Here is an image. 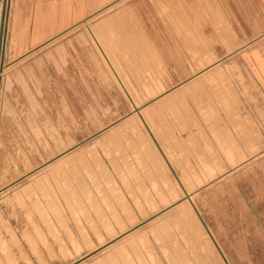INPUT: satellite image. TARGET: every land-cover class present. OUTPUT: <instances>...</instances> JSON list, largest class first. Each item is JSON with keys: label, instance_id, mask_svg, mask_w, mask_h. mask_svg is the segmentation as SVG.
<instances>
[{"label": "rangeland", "instance_id": "374dc122", "mask_svg": "<svg viewBox=\"0 0 264 264\" xmlns=\"http://www.w3.org/2000/svg\"><path fill=\"white\" fill-rule=\"evenodd\" d=\"M128 1L39 45L0 0V264H264V0H145L197 27L98 78Z\"/></svg>", "mask_w": 264, "mask_h": 264}, {"label": "crops", "instance_id": "0c3cea01", "mask_svg": "<svg viewBox=\"0 0 264 264\" xmlns=\"http://www.w3.org/2000/svg\"><path fill=\"white\" fill-rule=\"evenodd\" d=\"M144 1H128L134 6H129V9L123 7L124 11H109L95 18L96 29L92 34V39L95 42L96 51L101 53L103 58L100 59L97 55V60L91 67L97 68L98 78L103 76L105 67L119 77L117 68L130 71L133 68L163 66L153 65L151 61L155 59L166 62L165 52L169 49L168 45L178 43V40L172 39L173 35H179L177 32L174 33V28L197 27L194 26V15H167L166 12H160V15H150V12L141 10L145 8L142 3ZM161 1L166 4L167 0ZM26 2L23 7L22 0H20L23 10L18 15L26 16L22 18L18 29L19 36L20 34L22 36H20V41L22 43L25 37H31L26 42L40 45L79 23H83L96 13L114 7L120 0H27ZM172 20L176 22L175 25L173 22H168ZM110 52L112 57H110ZM97 82L103 83L102 80H97Z\"/></svg>", "mask_w": 264, "mask_h": 264}, {"label": "bare ground", "instance_id": "6f19581e", "mask_svg": "<svg viewBox=\"0 0 264 264\" xmlns=\"http://www.w3.org/2000/svg\"><path fill=\"white\" fill-rule=\"evenodd\" d=\"M23 216V215H22ZM28 219V218H27ZM26 220V219H25ZM30 220V219H29Z\"/></svg>", "mask_w": 264, "mask_h": 264}]
</instances>
